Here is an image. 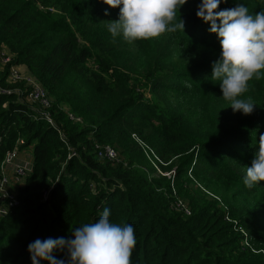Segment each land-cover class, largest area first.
Masks as SVG:
<instances>
[{"label":"trees","instance_id":"16d2710c","mask_svg":"<svg viewBox=\"0 0 264 264\" xmlns=\"http://www.w3.org/2000/svg\"><path fill=\"white\" fill-rule=\"evenodd\" d=\"M112 41L132 67L161 69L171 117L116 74L108 83ZM3 50L0 181L12 149L32 147L33 170L0 216V264H264L234 248L246 228L264 252V0H0V63ZM16 66L46 90L56 126L28 101L32 84L9 82ZM152 118L155 160L178 179L196 154L189 172L228 195L232 220L218 201L172 206L166 177L131 167L147 161L133 134L145 141ZM106 145L129 167L100 156Z\"/></svg>","mask_w":264,"mask_h":264},{"label":"rangeland","instance_id":"374dc122","mask_svg":"<svg viewBox=\"0 0 264 264\" xmlns=\"http://www.w3.org/2000/svg\"><path fill=\"white\" fill-rule=\"evenodd\" d=\"M111 48L114 54H110L113 57L112 61V67H110V70L107 74H105V78H107V81L109 84L115 86L117 82V78L115 80L114 77H112L113 74H116V77L120 79V82L126 87V90L129 89V92L133 95L141 94L143 99H146L150 103H158L161 108L164 109V116L165 117H171L173 114V110L169 108L171 104V98L169 97V94L166 92H163V89L154 90V83L155 79L158 78L159 74H161V69L159 67H151L148 70H143L138 67H132L130 63H128L127 60V54L119 51V45L116 46L115 41H112V44L108 47ZM5 52H1L2 56V62L0 63V72H2V69L5 67L6 64L10 62V59L12 58L11 54L8 52V50H3ZM108 53V52H107ZM10 55V56H9ZM8 58V59H7ZM97 62L94 60H89L86 64L87 67H83V72L85 74H93L97 73L100 69L97 66ZM153 66V65H152ZM131 67V69H129ZM15 70L13 73L11 72L10 80L9 82L15 83V82H23L31 84V81L33 80L34 76L27 71L25 67L16 66L13 67ZM35 79V78H34ZM114 88V87H113ZM19 93H23L22 91L17 90ZM37 111H35L39 116H42L44 113V110L35 108ZM50 112V110H48ZM46 113V112H45ZM53 117V116H52ZM54 119V118H53ZM141 128H144V136L146 137V140H142L139 138V134H133V137L138 142L141 141V144L144 147V151L146 154L147 161L144 164H134L131 167L132 168H138L144 172H146L150 178L153 177H160L164 178L166 177L167 180L171 182L172 187L174 186V193L173 197L174 200L172 201V206L175 207L178 206V203H183L187 207H192L196 203H203L213 201L218 203V207H223V209L227 212V218L229 220H232L229 218V206L226 205L225 198H228V195L224 192H220L219 190H208L206 189L202 184L201 181L198 180V178L194 175H192L188 169L193 168V166L196 163L197 155L193 154L196 153V148L190 150V152L182 154V157H186L187 154L191 153L193 154V160L191 161V164L186 166V172L182 174L181 177L177 179L176 177V167H171L170 162L169 163H162V165L155 160V156L157 155V152L155 151L154 147L151 146L152 141H162L163 137L161 136L164 132V130L161 128L160 123L156 118H152L151 121L142 122V124H139ZM139 143V142H138ZM162 149L166 148V144H162ZM15 149H12L11 151H14ZM18 158L21 161L24 162H32L33 159V150L32 147L25 148L23 150H19ZM119 160L115 161V164L117 163H123V166L128 168L129 167V161L126 158L125 154L122 150H120ZM176 160V158H175ZM174 160V161H175ZM163 166V168H162ZM27 179V178H26ZM25 179V181H26ZM24 182H18L14 183V186L17 188L22 187ZM207 190V191H206ZM194 199L193 201L191 199ZM228 206V207H227ZM232 217V216H230ZM234 221V220H233ZM242 238L239 239L238 243L234 248L238 252H246L249 254V250L256 253L259 256H264V252H260L256 250L253 246V244L250 242L248 238V229L246 228H240ZM250 257V254H249ZM261 259V258H259Z\"/></svg>","mask_w":264,"mask_h":264},{"label":"built area","instance_id":"2783aa9c","mask_svg":"<svg viewBox=\"0 0 264 264\" xmlns=\"http://www.w3.org/2000/svg\"><path fill=\"white\" fill-rule=\"evenodd\" d=\"M14 71L15 70L12 68L11 72L13 73ZM31 84L33 85V89L27 97L28 101L33 104H37L36 108L44 110L42 117L51 125L56 126L57 124L55 120L48 111V108L50 107V98L46 90L34 79L31 81ZM69 116L71 119H75V116L72 114H69ZM19 142L23 143L22 140ZM18 153L19 152L16 149L14 151H8L1 166L2 178L0 181V216L7 215L11 209L18 204L19 188L15 187L14 183L24 182L33 170V161L30 163L21 161L18 158ZM100 156L111 161L119 160V153L116 147L112 145H106L103 152L100 153ZM179 206H182L188 212V209L184 207L183 203H179Z\"/></svg>","mask_w":264,"mask_h":264},{"label":"crops","instance_id":"0c3cea01","mask_svg":"<svg viewBox=\"0 0 264 264\" xmlns=\"http://www.w3.org/2000/svg\"><path fill=\"white\" fill-rule=\"evenodd\" d=\"M33 159V158H32Z\"/></svg>","mask_w":264,"mask_h":264}]
</instances>
